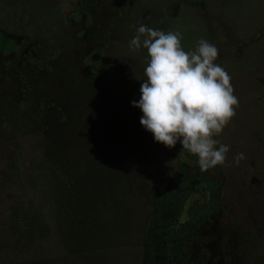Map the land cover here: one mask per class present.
I'll return each mask as SVG.
<instances>
[{
	"label": "rangeland",
	"instance_id": "rangeland-1",
	"mask_svg": "<svg viewBox=\"0 0 264 264\" xmlns=\"http://www.w3.org/2000/svg\"><path fill=\"white\" fill-rule=\"evenodd\" d=\"M141 23L180 32L185 51L215 45L239 101L215 137L225 163L208 169L224 209L185 255L264 264V0H0L14 43L0 49V261L146 264L152 190L193 161L155 142L131 104L149 59L130 46Z\"/></svg>",
	"mask_w": 264,
	"mask_h": 264
},
{
	"label": "clouds",
	"instance_id": "clouds-1",
	"mask_svg": "<svg viewBox=\"0 0 264 264\" xmlns=\"http://www.w3.org/2000/svg\"><path fill=\"white\" fill-rule=\"evenodd\" d=\"M181 39L180 32L139 25L130 46L147 49L149 59L140 98L131 104L143 113L139 122L155 142L168 148L179 142L206 171L225 163L230 147L215 137L235 115L239 101L230 75L215 63L217 47L201 38L194 50L185 51ZM241 159L243 153L234 157L236 163Z\"/></svg>",
	"mask_w": 264,
	"mask_h": 264
},
{
	"label": "trees",
	"instance_id": "trees-1",
	"mask_svg": "<svg viewBox=\"0 0 264 264\" xmlns=\"http://www.w3.org/2000/svg\"><path fill=\"white\" fill-rule=\"evenodd\" d=\"M82 13H86L83 4L81 10L71 17L77 20ZM13 47V40L0 33V49L8 52ZM173 151L178 156L190 157L193 163L178 165L176 180L167 190H152L149 202L153 212L143 227L145 261L146 264H201L199 260L188 258L183 246L202 224L210 222L224 209L222 180L214 177L209 170L201 171L198 157L187 152L179 142ZM33 223L29 224L30 231L37 229L32 228ZM0 264L33 263L0 261Z\"/></svg>",
	"mask_w": 264,
	"mask_h": 264
}]
</instances>
